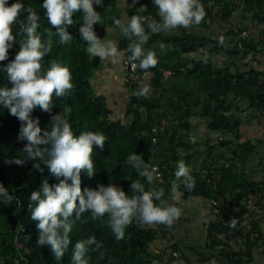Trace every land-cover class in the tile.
Returning <instances> with one entry per match:
<instances>
[{
  "label": "trees",
  "instance_id": "obj_1",
  "mask_svg": "<svg viewBox=\"0 0 264 264\" xmlns=\"http://www.w3.org/2000/svg\"><path fill=\"white\" fill-rule=\"evenodd\" d=\"M121 1L103 0L101 6L94 5L101 15L100 24L94 25L100 39H105L107 29L115 26L113 18L122 17ZM15 2L17 0H9V5ZM21 2L25 8L30 6L39 16L37 34L42 42H52L51 51L42 60V71L46 72L53 62L66 66L72 74L74 85L65 96L53 94L54 107L50 113L39 107L34 110L33 118H39L41 135L44 130L51 131L52 116L70 107L68 119L74 134L92 131L102 132L107 137L103 148L94 147L92 160L95 175L88 177L86 172L81 171L82 191L85 187L95 188L98 184H115L126 194L132 195L130 185L137 179L145 183L148 190L151 186L145 178L139 177L136 170L127 164V157L131 153L142 155L145 163L156 165V150L167 136L172 162L176 164L180 160V150L189 152L198 147L180 144L175 132L169 135L166 130L167 133L161 134L159 138L154 132L155 127L160 125L154 118V112L162 106L164 77L167 72H172L175 78L196 83L199 88L197 92L178 99L171 111H185L190 115L198 108L200 116L209 121L208 129L225 137L207 146L206 159L191 173L194 187L188 189L179 184L175 193L191 199L201 198L215 210L213 202H217L221 213L227 209L234 213L235 221L227 224L220 222L217 216L216 221L205 224L207 236L203 247L183 248L181 244H176L170 248L168 257H162L153 251V246L168 235L171 225L146 224L134 220L127 227L124 239L117 240L108 225L107 215L92 219L91 214L86 212L75 222L70 234L72 244L58 261L50 246L38 245V221L31 219L28 205L31 192L38 190L44 180L50 185L59 181L43 161H28L23 166L6 163L7 160L24 156L22 150L26 141L18 140L20 121L6 109L0 108V183L19 201L11 205L0 204V264H71L74 244L90 236H95L100 247L90 246L87 253L89 264H162L164 258H167L168 264H210L211 261H215V264H260L257 255L264 250V209L263 214H259L256 208H264V161L261 168L263 179L259 181L245 176L239 163L244 155L264 150V137L244 141L239 106L247 102L250 109L261 114L264 122V69L249 66L253 59L264 57V41L257 43L250 38L239 42L235 40L243 37L245 24L264 26V0H199L205 11V24L198 27L204 28L209 23L226 25L230 30L223 43L220 38L191 34L184 28H181V33L169 36L152 34L145 23V31L150 34L148 44L157 48L158 63L149 69L139 68L138 73L141 76L148 72L154 74L153 79L146 83L151 86L150 89L154 88V97L150 98L148 94L135 96L123 120L112 119L107 100L93 96L91 81L96 64L87 52V43L80 37L82 14H74L75 23L67 29L73 40L61 44L56 29L49 24L46 11L41 7L43 0ZM124 13L127 19L133 15L150 16L156 21L161 19L153 0H136L134 6ZM26 16L25 12L19 19L23 20ZM18 32L19 25L13 26L17 42L9 50V60L0 64L13 60L20 49L19 43L26 39ZM160 43L166 46L163 51L159 48ZM131 44L129 40H123L119 48L131 55L128 50ZM144 49L147 51L146 47ZM216 54L225 57L222 66L215 62ZM196 55L200 57L196 59ZM136 62L139 65V60ZM241 63L246 65L241 66ZM3 86L11 87L6 74L0 72V87ZM199 95L201 101L198 102L195 99ZM181 127L189 128L182 123ZM156 139H160L158 146L155 145ZM219 149L225 150L227 156L217 159L215 152ZM195 152L198 153V150ZM35 163H40L43 171L35 168ZM175 171L176 167L170 166L168 171L163 172V181L157 186V189L164 190V206H169Z\"/></svg>",
  "mask_w": 264,
  "mask_h": 264
},
{
  "label": "clouds",
  "instance_id": "obj_2",
  "mask_svg": "<svg viewBox=\"0 0 264 264\" xmlns=\"http://www.w3.org/2000/svg\"><path fill=\"white\" fill-rule=\"evenodd\" d=\"M102 3L103 0H43L41 7L46 11L49 24L56 29L61 44L73 40L67 29L75 23L74 14L81 13L83 23L80 24L79 33L88 45L87 52L93 57H100L102 61L115 63L117 57L122 55L118 45L114 41L100 39L94 30V25L100 24L101 20L94 5L101 6ZM153 4L158 9L160 21L138 15L131 16L127 21L113 18L114 25L125 37L135 38L128 50L132 61L139 60L140 69H149L158 63L155 51H145L143 47L150 39V34L145 31V23L150 33L159 34L179 27L187 29L199 25L205 17L199 0H153ZM25 12L26 18L19 19ZM15 25H19L18 34L26 39L19 43L20 49L13 60L0 64V72L6 74L11 85L0 87V108L6 109L20 121L18 140L26 143L22 150L24 156L7 160L6 163L23 166L28 161H43L59 181L50 185L44 180L29 197L31 219L38 221V245L50 246L55 259L60 261L72 244L70 234L75 222L86 212L91 214L92 219L107 215L108 225L117 240L124 239L127 227L134 220L170 226L179 216V209L164 206V190L154 186L146 190L145 183L139 179L130 185L132 195L126 194L115 184H98L95 188L85 187L82 191L81 171L86 172L88 177L95 175L92 160L94 147L103 148L107 137L102 132L92 131L74 134L68 119L70 107L52 116L51 131L44 130L41 135L39 118H33L34 110L39 107L50 113L54 107L53 94L62 97L73 89L72 74L68 67L55 62L46 72L42 71V60L51 51L52 42H42L37 34L39 16L30 6L25 8L21 0L10 5L9 0H0V62L9 60V50L17 42V36L13 34ZM159 48L163 51L166 46L160 43ZM150 87L149 84H142L137 95L146 96ZM48 145L50 147H45ZM127 164L149 185L161 179L157 167L145 163L142 155L131 153L127 157ZM34 167L40 169V163H35ZM174 176L175 181L171 186L173 193L179 184L188 189L194 187L191 169L184 160L177 161ZM13 203H19L18 199L0 183V204ZM93 245L100 247L95 236L78 240L72 248L71 264H89L87 253ZM210 264H215V261Z\"/></svg>",
  "mask_w": 264,
  "mask_h": 264
},
{
  "label": "crops",
  "instance_id": "obj_3",
  "mask_svg": "<svg viewBox=\"0 0 264 264\" xmlns=\"http://www.w3.org/2000/svg\"><path fill=\"white\" fill-rule=\"evenodd\" d=\"M122 2L123 0L121 1V6H122ZM135 2L136 0H132L131 7L129 9H124V10L121 9L123 12H122V17L120 19H123L125 21L128 20L124 12L130 10L134 6ZM193 27L194 25L187 28V30H189L191 34L199 35L200 33H198V31H196V28ZM181 28L183 27H179L175 30L166 33L162 32L160 35L169 36L171 34H179L181 33ZM257 28L261 31L264 28V26L257 25ZM261 33L262 32H260V35ZM133 38L129 39L125 37L121 33L119 27L116 25L114 27L108 28L106 31L105 40L114 41L118 45V49L120 50L122 55L117 57V61L115 63L112 62L111 60L102 61L100 57L92 56V60L96 64V68L94 70V76L91 81L93 96L96 99L105 98L107 100L108 106L112 113V119L114 120L125 119L127 109L130 103L132 102V99L135 96H137V92L140 90L142 85V84L133 85L130 83L128 79V75L123 65V56L124 53L126 52L121 51V49L119 48L121 41L129 40L133 42ZM243 39H246V37L245 38L242 37L236 40V42H239ZM250 39L253 38L250 37ZM253 40H255V42L257 43L261 42L262 40L264 41L263 38L262 40H258V38L255 37ZM148 43L149 42H147V44H145L143 47H146L147 50H153L156 53L157 48L153 47V45H149ZM220 56L222 58L219 59L220 63H218V65L222 66L226 61V59L223 55ZM199 57L200 55L195 56L196 59H198ZM245 65L246 63H241V66H245ZM249 66L255 69H264V57L260 56L258 57V59H253L251 63H249ZM165 78H166V74L164 79ZM198 88H199L198 84L189 83L182 78H175L174 76L167 78V80L164 81L163 90L161 92L163 96V98L161 99L162 106L161 108L157 109L154 112V118L157 120V122L160 125L163 124L166 125L167 132L169 133V135H172L174 132L177 133L180 140L179 141L180 144L186 143L188 145L198 146L197 148L189 152L183 149L179 151L180 160L182 159L185 161L186 165L190 167L191 173L197 170L198 164L203 163L204 160L206 159L208 155L207 146L208 145L212 146L218 143L217 141L218 138L220 139V137L225 138L223 135L220 136L218 134L212 133L208 129L209 121L200 116V112H199L200 110L198 108H195L194 113L192 112L190 115H188L185 111H180L178 113H173L171 111V107L177 105L178 99L187 95L188 93L197 92ZM147 96L153 98L154 92L153 94L152 93L150 94L149 91ZM195 100L198 102L201 101V95L197 96ZM239 112H241L240 118L242 123V134L244 136V141L246 142L254 141L257 138H261L262 132H260V130L263 127V123H264L261 114L250 109V106L247 102L240 104ZM181 123L183 124V126L188 125L189 128L188 129L182 128ZM196 149L198 150V153L195 152ZM257 151L258 150L255 151L256 156L254 154L244 155L239 165L242 173L245 176H247L250 179L259 181L263 179V173L261 168L264 161V155L261 162L260 176H257L258 173H254L253 171H251L250 167L246 165L247 160H245V157L247 156V158L253 160L254 163L255 162L254 159H256L259 155ZM226 154L227 152L225 150L219 149L215 152V157L219 159V157H226L227 156ZM261 154H264V150H261ZM155 156H156V162H155L156 165H162V166L168 165V167L170 166L176 167L177 165V163L174 164L172 162L171 150L169 147V138L167 136L156 150ZM252 156H255V158ZM161 183L162 182L158 183L157 185H155V187L157 188V186ZM173 198H176L177 200L181 201L183 203L182 207L184 206L185 209L191 210V215H193L194 220L192 218L190 219V217L189 219H184L183 216L181 218L180 217L181 214H179V216L175 218L173 223L171 224V229L168 235H165L161 240L177 239V242L172 244L173 246L176 244L187 246L185 240H194L193 237L198 235V232H196L194 226H196L197 228L198 227L204 228L206 233L205 235V240H206L207 232H206L205 224L208 223L209 221L217 220L218 215L215 212L216 210L213 209L212 206H210V204L205 202L204 200L199 202L198 199H191L189 197H185L180 194L176 195ZM173 198H170V206H174L173 203H171ZM176 206L177 205H175V207ZM172 233H177L178 236L176 237L175 235H172ZM187 235L189 236V238H186ZM205 240H204V245H205ZM192 247H200V246L196 244V246L192 245ZM263 255H264V250L259 251L257 255L258 262L260 264H263V259H264L262 257Z\"/></svg>",
  "mask_w": 264,
  "mask_h": 264
},
{
  "label": "rangeland",
  "instance_id": "obj_4",
  "mask_svg": "<svg viewBox=\"0 0 264 264\" xmlns=\"http://www.w3.org/2000/svg\"><path fill=\"white\" fill-rule=\"evenodd\" d=\"M131 2H132V0H123L122 6H121L120 9H123V10L124 9H129L131 7ZM204 24L205 23L202 20L199 25H194V27H196V31H198V33H200L201 35H202V33L206 34V36L210 37V38L211 37L212 38L215 37V38H218V39L220 38V40H224V41L226 40V36L229 33L228 31L230 30L229 27H227L226 25H223V24H219V23H215L214 25L209 23L204 28L203 27H198V26H202ZM235 28H233V30ZM260 32H262L261 35H260ZM262 35L264 36V28L260 31L257 28V25H255V24H245V30H244L243 38H245V37L246 38H250L251 37V38L254 39V37H255V38H258V40H262V38L264 39V37ZM221 58L222 57L220 56V54L214 55V60L216 61L217 64L220 63L219 59H221ZM260 132H262L261 138L264 137V125L261 128ZM257 153L259 155H258V157L256 159H254L255 160L254 163H253V160L248 159L247 156L245 157V160H247L246 161V165L250 167L251 171H253L254 173H258L257 176H260V174H261V170H260L261 162H262L264 154H261V150H258ZM254 155L256 156V152L254 153ZM255 156H252V157L255 158ZM169 195L171 196V198H173L176 195H178V193H173L172 192V193H169ZM198 201L200 202V201H202V199L198 198ZM262 202L264 203V199H262ZM171 203H173L174 207H175V205H177L176 208L179 209V212L181 214L180 215L181 218H182V216H183L184 219H189V217H190V219L192 218L194 220L193 215H191V210L185 209L184 206L182 207L183 203L181 201L177 200L176 198H173ZM169 206H170V201H169ZM256 209H257V212L259 214H263V209H264L263 206H259ZM182 214H184V215H182ZM194 227L196 229V232H198V235L193 237L194 240H185V243H186L187 246L183 245L184 247H192V245L196 246V244H198V246H200V247L204 246V240H205V235H206L204 228L203 227H198L197 228L196 226H194ZM172 235H175L176 237L178 236L177 233H172ZM186 238H189V236L187 235ZM175 242H177V239H174V240H171V239L161 240L158 244H156V246H153V251L157 255H161L162 257H168L169 252H170V248L173 246L172 244L175 243ZM262 257L264 258V255ZM263 263H264V259H263ZM162 264H168L167 258L163 259V263Z\"/></svg>",
  "mask_w": 264,
  "mask_h": 264
},
{
  "label": "built area",
  "instance_id": "obj_5",
  "mask_svg": "<svg viewBox=\"0 0 264 264\" xmlns=\"http://www.w3.org/2000/svg\"><path fill=\"white\" fill-rule=\"evenodd\" d=\"M130 56L131 55L128 53H124V56H123V65H124V68H125L126 73L128 75V79H129L130 83L133 85H137V84L140 85V84H146V83L150 82L153 79L154 74L152 72H148V73H145L143 76L139 75L138 63L136 61H132L130 59ZM172 76H173L172 72H167L166 78L164 79V81H166L167 78H170ZM154 91H155L154 88H151L150 94L151 93L153 94ZM166 130H167V127L165 124H163V125L156 126L154 129V132L156 133L157 137L159 138V136L161 134H163V135L165 134ZM159 144H160V139H156L155 145L158 146ZM154 166L157 167V171L160 174L161 179L159 181H154L153 185H150L151 187H153V186L155 187V185L162 182L163 181V172L169 170L168 165H164V166L154 165ZM213 204L216 207L218 219L220 222L230 224V223H233L235 221V215L233 212H231L229 209H227L225 211V213H221V211L219 209L220 205L217 202H213Z\"/></svg>",
  "mask_w": 264,
  "mask_h": 264
}]
</instances>
